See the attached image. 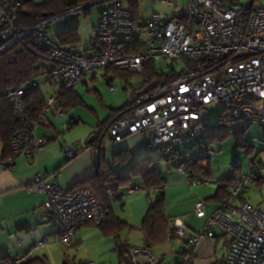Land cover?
<instances>
[{"label":"built area","instance_id":"built-area-1","mask_svg":"<svg viewBox=\"0 0 264 264\" xmlns=\"http://www.w3.org/2000/svg\"><path fill=\"white\" fill-rule=\"evenodd\" d=\"M29 1L0 0V55L32 34L35 49L46 52L52 63L49 77L58 81L63 92L75 91L90 74L98 75L107 68L138 75L150 62L166 60L176 71V64L182 61L181 77L139 96L128 115L110 123L107 133L114 144L150 132L164 160L184 174L190 185L205 186L211 181L210 162L216 154L202 137V114L210 105L220 103L238 124L259 126L264 134V0H190L175 17L154 14L139 24L121 0H99L107 5L100 10L97 46L92 55L59 45L48 31L50 22L58 17L26 32L18 27V13ZM164 2L168 6L173 3ZM82 9L74 8L66 14ZM102 79L115 92L110 77L103 74ZM25 95L22 86L8 92L22 127L11 141L15 157L0 161V169L15 164V158H32L42 150L46 140L36 131L46 124V113L53 112L56 117L66 114L57 94L48 99L44 113L33 123L25 111ZM249 144L252 147V142ZM64 153L68 160L76 155L71 147ZM248 153L245 160L233 163V181L215 214L208 216L207 202L197 201L194 214L205 219L201 232H189L183 217L170 222L167 244L177 242L182 250L176 264H194L196 249L203 240L215 237V229L232 240L225 264H264V211L246 199L250 187L260 184L264 164ZM244 163L248 164L245 173ZM28 191L48 197L42 206L47 212L44 220L55 225L58 241L67 250L74 246L79 229L107 221L109 207L87 188L65 190L56 180H44L39 174ZM141 191L133 184L127 194H118L116 199ZM155 192L164 193L165 185L156 187ZM48 242L43 239L32 245L25 256L15 259L16 264H26ZM65 263L94 264L69 257ZM125 264H163V259L152 248L135 247Z\"/></svg>","mask_w":264,"mask_h":264},{"label":"crops","instance_id":"crops-1","mask_svg":"<svg viewBox=\"0 0 264 264\" xmlns=\"http://www.w3.org/2000/svg\"><path fill=\"white\" fill-rule=\"evenodd\" d=\"M31 1L40 3L42 0ZM98 25L99 23L97 21L93 28L90 45L86 50L81 51L79 49L82 44V37L80 35V44L76 46V48L70 49L84 53V55L91 54V44L93 38L95 39V31ZM53 38L58 41L57 35ZM118 73L121 72L107 68L102 70L98 75L90 74L86 77L80 84H78L79 86L74 91L75 95L83 100V105L80 104L75 107L74 105H70V103L76 102H66V108H64L66 114L63 117H56L53 112L46 113V124L40 126L36 131L38 137L46 140V144L42 150L32 158L20 156L16 159L15 165L0 169V259L9 256L13 260L17 257L25 256V254L31 249L32 245L43 239H48L49 242L47 247L53 241L60 244L57 238L55 225L52 222L44 220L47 212L43 210L42 206L47 202L48 197L44 193H32L28 191V189L34 185L35 179L39 174L42 175L44 180H56V182L65 190L85 188L83 183L91 179L98 172L97 168L100 155L103 157L101 159L106 158L108 165L112 169L117 172L120 171V173L127 178L131 176V167L144 157L149 156L152 160H156L157 167L162 173L164 179H166L164 192L167 203L165 211L166 216L170 221L183 217L185 225L191 233L201 232L205 224V219L198 218V216L194 214L197 201L207 202L206 214H208V216L215 214L224 202L226 197L221 198V196H219V187L223 186L234 177V170L231 173L233 176H229L227 179L220 177L216 180L213 171V157L216 154L212 157L210 162L209 177L211 181L205 186H192L190 185L188 178H186L181 172L180 174L177 171L179 174L177 172L174 174L175 172L171 162L162 159L161 155H159V147L152 142V133L150 132L130 136L117 145L113 143L110 137L112 144L116 147L114 149L116 151L112 158L107 155V148L105 147L104 142L109 133L106 134L105 132L99 139V129L104 125L106 120L112 122L120 117L123 114L120 113V111L124 109L130 100L135 99V97H129L128 102L123 106H115L113 102L110 103L105 99L91 100V102L86 101L83 92L86 89H90V86L94 84L95 81L102 79L103 74L110 77V84L114 86L115 84L113 83L116 79L119 78L120 80H123ZM39 84L42 87L46 99L60 93L61 86H59L58 81H50L47 76L41 78ZM115 92L113 93L115 94ZM97 102H100L102 106L104 105V109L108 112L107 114L101 109L96 108ZM205 137L206 136H204V139ZM256 140L261 142L258 144V147L255 144ZM250 142H252V151L248 154L250 156L254 155L264 164V137L262 139H252ZM66 147H71L76 152L74 158L68 160L64 153ZM212 147L213 146H211V148ZM156 150L158 151L157 154L160 158L153 155L155 154L153 152H156ZM244 150L246 157L247 150ZM121 151L128 153L129 156H131V159L126 164H120L121 167L116 169V165L119 163L115 164L114 156ZM242 171L244 173L248 171V164L244 163ZM92 181L87 183L91 184L93 183ZM132 181L131 185H123L120 186V188L119 186L108 185L107 188H109L110 191H108V195H106L111 206L110 217L124 222L128 229L134 230V227L140 229L141 245L133 246L130 243L129 236L125 240H122V238H120L121 235L118 234L119 242L127 244L130 249L135 247H146V241L144 240V235L142 233V226L151 203L158 197V192H155L154 189L147 190L142 180L134 179ZM133 184L139 185L142 188V191L133 194L132 196L126 195L125 197L116 199V195L126 194L123 191L124 188L127 190V188ZM153 197L155 200H153ZM246 199H248L254 208L258 207L260 210L264 211V171L262 173L260 184L258 186L254 185L250 187L246 194ZM129 207H132V210L135 208L136 210H134L139 213L141 220L138 223L134 222L132 224L128 219H121L120 211L125 212ZM110 217L107 218L106 222H109ZM88 225L93 226V224ZM83 231L84 230H79L77 232L78 234L73 244L74 246L75 244L82 242L81 233H83ZM231 242V237L226 235L221 229H215V237L203 240L196 249L197 254L194 264H225V257ZM165 245H167L168 252L165 256H174L176 259L175 262L177 263L182 253L181 246L177 242H172L169 246L166 242L159 246ZM47 247L34 252L30 261L39 259L43 264H50L47 253L45 252ZM215 249L222 251L221 259H216ZM68 257L72 258L66 256V260ZM158 257L160 258L161 256ZM161 258L164 262V257ZM72 259H75L78 262H84L78 260L76 257ZM219 260H221V262H219Z\"/></svg>","mask_w":264,"mask_h":264},{"label":"trees","instance_id":"trees-1","mask_svg":"<svg viewBox=\"0 0 264 264\" xmlns=\"http://www.w3.org/2000/svg\"><path fill=\"white\" fill-rule=\"evenodd\" d=\"M98 1L99 0H42L40 3L29 1L18 13L17 26L26 32L53 17H60L67 12L74 10V8L86 6L87 4ZM128 2L130 7H125L131 11L133 20L138 24L143 23L144 20L140 13L141 9H139V0H128ZM88 7L90 6H87L85 10H87ZM57 38L59 45L66 48H76L81 41L78 28L69 29L57 35ZM33 40V35L29 34L23 42L15 43L13 46L4 50L0 55V161L2 162L8 160L9 157H15L13 150H11V141L13 140L14 135L18 133L22 127L20 122L15 118L12 104L8 99L9 90H11V88H16V86H22L26 89V95L24 97L25 111L29 119L33 123H36L44 113L43 111L48 102L39 81L46 76L50 81L54 80L48 75L49 69L52 68V63L49 60L48 54L44 51H38L35 49L33 46ZM96 46L97 38L95 36V39L93 38L91 44V55L95 54ZM145 70L146 71L141 74L144 77L143 84L137 90L139 91L146 88L145 91L142 90L138 94L136 92L134 93L135 96L133 95L132 97H135V99L130 100L124 109L120 111V113H123L120 117H125L130 113L131 106L139 96L151 92V90L155 88L173 83L183 74V72L178 71L161 74L158 72L155 62L147 64ZM120 72L121 73L118 74H120V77L125 82L129 77L134 76L129 72ZM58 95L61 99L63 108H66V102H76L70 103V105H74L75 107L80 104L83 105V100L78 98L74 91L63 92L60 90ZM110 123L111 121L106 120L104 125L100 127L99 139L105 132L107 134V129ZM205 128L207 129L205 141L210 147L215 145V143H225L227 138L233 133L237 140L238 149L244 148L248 150L249 153L252 151L251 145L246 138H244L251 126L238 124L228 110H223L218 121L214 122V124L205 126ZM234 129L235 131H233ZM114 157L115 164H126L131 159V156L123 151L119 152ZM99 158L98 172L83 184L85 185V188L96 194L106 207H109L108 218L111 215L110 202L108 201V198H106L108 191H110V189L107 188L108 185L119 186L120 188V186L123 185H131L133 182L132 180L134 179H139L142 180L147 190H155L156 187L164 186L166 184V179H164L162 173L157 167V161L152 160L149 156L144 157L131 167V176L128 178L124 177L120 171L117 172L112 169L108 165L106 158L101 159L103 158L101 155ZM16 159L17 158H15V161ZM233 178L223 186L219 187V196H221V198L227 196L228 187L232 183ZM90 181L93 183H87ZM166 207L165 193H158L157 199L151 203V206L146 213V218L142 226V233L144 235V240L146 241V247L153 248L168 241L169 225L171 221L166 216ZM98 227H100V230L108 237H115V243L117 244L115 249L119 255L120 264H125L131 249L127 244L119 242L118 234H120L122 229L127 228L126 224L110 217L109 222L98 225ZM0 261H3V264H16V260H12L9 256L2 257ZM26 264L43 263L38 259L32 261L29 260Z\"/></svg>","mask_w":264,"mask_h":264},{"label":"rangeland","instance_id":"rangeland-1","mask_svg":"<svg viewBox=\"0 0 264 264\" xmlns=\"http://www.w3.org/2000/svg\"><path fill=\"white\" fill-rule=\"evenodd\" d=\"M164 1L165 0H139V9H141L140 13L142 19L146 20L151 15L160 14V13L166 14L170 18L175 17L180 12V10L184 8L186 4L189 3L190 0H172L173 3L171 4V6L166 5ZM247 1L249 0H244V3ZM122 2H124V6L130 7L128 0H122ZM95 3L82 6L84 7V9H82L81 12H76L74 14L71 13L64 14L56 18L55 20H52L48 25V31L51 34V36L54 37L60 33H63V31L78 28L79 35L82 37V44L79 47V49L81 51L86 50L91 42L93 28L95 27L96 22L99 20L100 12H101L100 10L107 5V3H101V2H98L96 4ZM87 6L90 7H88V9L85 10ZM81 54L84 55V53ZM155 64H156V68L158 69V72L161 74L169 73L172 71L169 68L171 63L166 60L155 61ZM175 68L176 71L178 72L181 71L182 61H179L178 64H176ZM143 80L144 77L141 74L129 77L128 80H126V82L118 78L113 83L116 85L117 90L115 94L114 93L112 94L110 92L109 85L106 84V82L103 79H98L97 81L94 82V84L90 86V89H86L83 92V94L84 97L86 98V101L91 102V100L105 99L110 103L113 102L115 106H123L128 102L129 97H132L133 95L135 96L134 94L135 92L138 94L142 90L145 91L146 88L137 91L139 87L142 86ZM96 108L101 109L106 114L108 113L104 109V105L102 106L100 102H97ZM223 110L224 109L222 108L220 103L214 102L212 105L208 107L207 111L203 112L202 114L203 122L201 125L202 126L201 128H203L202 137L207 136V129L205 128V126L217 122ZM260 129L261 128L259 126L251 125V128L249 129L250 132L248 131V133L245 135L247 141L250 142L252 141V139L255 138L262 139L264 137V134L262 129L261 130ZM259 143L261 142L257 140L255 141L257 147ZM104 145L107 148L106 150L107 155L112 158L114 152L116 151L114 150L116 147H114V145L112 144V141L110 139V134H108L107 137L105 138ZM212 148L213 151L216 152V155L213 157V171H214V175L216 176V180L219 179L220 177H223V179H227L229 176H233L234 174L231 175L233 171L232 164L237 160L240 161L245 160V150L242 148L237 149V140L235 139L233 133L231 134L230 137L227 138V141L225 143H215V145H213ZM157 152H158L157 150L156 152H153L155 153L153 155L156 156L157 158H160L159 156L160 154L158 155ZM119 167H121L120 164L116 165V169H119ZM173 170L175 172L174 174H176L177 170L174 167ZM123 191L124 193H126V188H124ZM153 200H155L154 197ZM134 209L132 210V207H129L125 212L120 211L121 219L122 220L128 219L132 222V224L134 222L138 223L141 219L139 217V213H137L135 211L136 209L135 210ZM79 230L85 231L81 233L82 242L75 244V246L69 250H67L62 245L60 246V244L54 241L49 244V246L45 249V252L47 253L50 264H65L66 256H70L72 258L76 257L78 260H82L84 262L89 261V262H93L94 264H120L119 255L115 251L116 243H114L113 236L108 237L103 231L100 230V227L95 225L93 226L85 225V227ZM120 235H121L120 238H122V240H125L129 236L130 243L133 246L142 244L141 232L140 229H138L137 227H134V230L124 228L120 232ZM152 249L157 254V256L164 257L165 260L163 264L176 263L175 262L176 259L174 256L172 257L165 256V254L168 253L167 245L155 246ZM215 250H216V259H221L222 251L219 249H215ZM219 262H221V260H219Z\"/></svg>","mask_w":264,"mask_h":264},{"label":"water","instance_id":"water-1","mask_svg":"<svg viewBox=\"0 0 264 264\" xmlns=\"http://www.w3.org/2000/svg\"><path fill=\"white\" fill-rule=\"evenodd\" d=\"M98 2H99V1H98ZM98 2H96V3H98ZM96 3H95V4H96ZM93 5H94V4H93Z\"/></svg>","mask_w":264,"mask_h":264}]
</instances>
